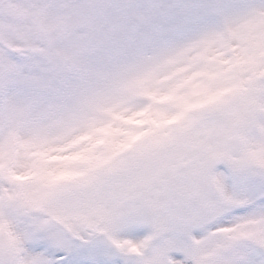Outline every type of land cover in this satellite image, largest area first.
Instances as JSON below:
<instances>
[{
	"label": "snow or ice",
	"instance_id": "obj_1",
	"mask_svg": "<svg viewBox=\"0 0 264 264\" xmlns=\"http://www.w3.org/2000/svg\"><path fill=\"white\" fill-rule=\"evenodd\" d=\"M0 264H264V0H0Z\"/></svg>",
	"mask_w": 264,
	"mask_h": 264
}]
</instances>
